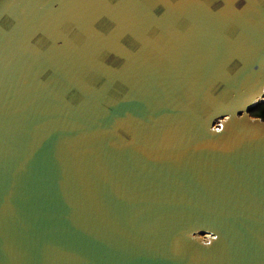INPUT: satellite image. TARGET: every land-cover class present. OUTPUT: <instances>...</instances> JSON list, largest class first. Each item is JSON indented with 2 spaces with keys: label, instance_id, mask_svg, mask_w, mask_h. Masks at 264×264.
I'll return each mask as SVG.
<instances>
[{
  "label": "water",
  "instance_id": "1",
  "mask_svg": "<svg viewBox=\"0 0 264 264\" xmlns=\"http://www.w3.org/2000/svg\"><path fill=\"white\" fill-rule=\"evenodd\" d=\"M264 0H0V264H264Z\"/></svg>",
  "mask_w": 264,
  "mask_h": 264
},
{
  "label": "trees",
  "instance_id": "2",
  "mask_svg": "<svg viewBox=\"0 0 264 264\" xmlns=\"http://www.w3.org/2000/svg\"><path fill=\"white\" fill-rule=\"evenodd\" d=\"M250 114L254 117H260L264 120V103H259L250 110Z\"/></svg>",
  "mask_w": 264,
  "mask_h": 264
}]
</instances>
